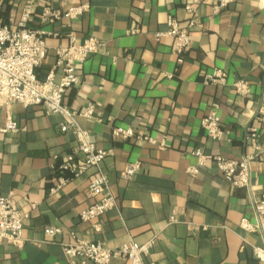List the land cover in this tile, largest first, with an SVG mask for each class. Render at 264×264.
<instances>
[{"label": "crops", "instance_id": "obj_1", "mask_svg": "<svg viewBox=\"0 0 264 264\" xmlns=\"http://www.w3.org/2000/svg\"><path fill=\"white\" fill-rule=\"evenodd\" d=\"M217 2L0 0V26L15 28L29 5L27 25L46 33V57L35 69L39 80L54 63L53 49L66 45L70 31L79 40L92 36L103 44L78 67L79 81L65 91L62 104L75 113L89 140L109 151L100 170L116 199V207L100 219L81 221L78 213L94 201L87 184L95 173L69 177L59 170L76 146L72 134L59 130L63 118L39 106L0 107V130L7 117L17 123L15 132L0 131V195L12 193L24 214L22 247L1 243L0 264H68L62 245L71 241L69 232L111 249L153 237L145 264H260L253 248L261 247L262 239L239 221L254 225L253 202L264 196V115L256 118L264 103V0H233L214 11ZM80 4L89 8L75 20L40 18L45 8L64 11ZM188 4L201 27L192 28L190 46L177 62L173 39L155 34L167 29L168 17L184 25ZM215 70L225 73V84L203 83V76ZM238 80L250 86L242 98L232 88ZM89 103L94 109L87 118L82 114ZM211 103L219 105L223 130L217 141L209 140L200 125ZM118 126L137 136L115 137L112 129ZM248 126L259 131L260 146L248 188L232 186L209 160L197 166L196 149L234 160L252 153ZM74 158L84 161L80 153ZM133 162L140 163L139 171L122 178L125 165ZM188 167H196V173H188ZM60 176L68 181L50 192ZM47 227L61 232L48 237ZM109 264L130 263L115 259Z\"/></svg>", "mask_w": 264, "mask_h": 264}, {"label": "built area", "instance_id": "obj_2", "mask_svg": "<svg viewBox=\"0 0 264 264\" xmlns=\"http://www.w3.org/2000/svg\"><path fill=\"white\" fill-rule=\"evenodd\" d=\"M233 0H218L214 11L225 7ZM87 4L71 6L64 11L43 9L40 18L43 21L52 23L62 18L70 21L79 18L88 10ZM188 14V19L184 25L177 20L168 17L166 20L167 29L164 32L156 33L155 36L170 37L173 39L172 53L176 56V61L181 62V55L190 46L189 33L192 28L201 27L195 16L193 5L184 7ZM32 10L29 5L23 7L16 27L9 25L0 26V107L17 103L22 107L39 106L45 114L59 115L63 118L59 130L62 133H70L76 141V146L67 160L59 165V170L67 172L69 177L94 171V175L87 184L88 195L94 198L86 208L79 213V219L83 222L100 219L106 212L116 207V199L112 195L106 176L100 170V163L108 155L107 150L96 147L89 140L86 130L82 129L75 122V113L62 104V97L65 91L76 85L79 81L77 69L88 57L96 53L103 47V44L96 38L89 36L82 40L76 37L75 32L70 31L67 35V43L64 46H57L53 49L54 63L47 72L43 80L36 77L35 69L46 57L47 47L45 43L44 31L32 29L27 25ZM203 83L224 85L226 75L220 70L203 76ZM233 91L242 97L250 93L249 83L245 80H238L232 84ZM219 105L211 103L207 114L200 121L207 138L211 141L220 139L222 131L220 128V117L218 113ZM83 116L90 118L94 105H86ZM264 115V103L258 105L256 118ZM17 123L7 117L1 132H15ZM247 139L253 149L250 154L244 155L238 160L224 158L220 155H204L196 149L192 154L197 158V166H202L207 160L215 164V168L221 177L238 188H248L250 182L251 164L254 162L256 152L260 150L257 142L259 131L254 126H248ZM112 134L122 140L134 138L137 135L131 128L115 127ZM154 144L149 137H145ZM162 146V145H160ZM80 153L83 160L80 163L75 161L74 155ZM140 169L139 162L125 165L120 175L124 179H130ZM187 172L194 175L196 167H188ZM68 181V177L57 178L54 187L50 192L61 189ZM253 216L256 223L250 224L245 218H241L239 226L245 231H255L262 239L261 247L253 248V255L260 264H264V196L253 202ZM23 219L24 214L17 207L13 194L7 196L0 195V244L6 243L16 249H20L23 244ZM174 215L169 216V222H174ZM100 224H95L94 228L99 231ZM44 234L54 237L61 232L60 227H47ZM70 242L63 243L62 251L68 264H109L115 259H124L130 264H145L144 257L150 253L154 238H150L143 243L137 244L129 242L120 247L111 249L100 241H90L77 238L73 232H69Z\"/></svg>", "mask_w": 264, "mask_h": 264}]
</instances>
